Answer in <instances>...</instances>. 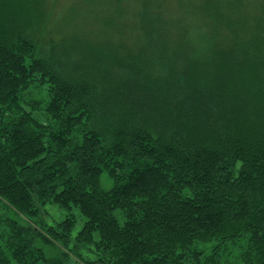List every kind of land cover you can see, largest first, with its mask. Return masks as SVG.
Masks as SVG:
<instances>
[{"label": "trees", "instance_id": "1", "mask_svg": "<svg viewBox=\"0 0 264 264\" xmlns=\"http://www.w3.org/2000/svg\"><path fill=\"white\" fill-rule=\"evenodd\" d=\"M137 1L160 56L96 40L105 0L47 48L46 1L0 0V264H264V0L194 1L195 43Z\"/></svg>", "mask_w": 264, "mask_h": 264}, {"label": "rangeland", "instance_id": "2", "mask_svg": "<svg viewBox=\"0 0 264 264\" xmlns=\"http://www.w3.org/2000/svg\"><path fill=\"white\" fill-rule=\"evenodd\" d=\"M47 4L48 10H53V14L49 15V22L47 24V33L40 37L39 41L42 42L44 48H47L48 42L50 38H54L59 40L64 36V39H69L70 34L73 32L81 33V27L85 30V35L88 34L90 40L95 39V33L100 30L101 23H95L92 21L94 18V12L92 5L89 0H45ZM164 6V16H169L172 18H177L178 23L171 24V37L179 35L180 33L189 35L190 41L193 43L198 41H203L202 27L203 21L199 20V18L195 17L194 14L191 13L192 5L194 1L198 0H161ZM108 4H105L110 8V11L122 12L120 25L115 27H108V35L106 38L98 37L96 40H110L111 42H120L123 47L130 49L135 48V43L137 35H141L143 32L146 34L142 49L146 56H150L155 53L154 56H160L162 54L161 50L164 49L162 39L159 33H154L153 36L147 34V29L143 30V28H139L135 26V24H140L144 27L146 26L145 16L140 8V2L137 0H105ZM248 2V1H246ZM75 6L78 12L74 16H69L71 12V7ZM258 10V7L256 8ZM256 9L251 6H246V14L254 15L256 13ZM69 16V17H68ZM126 19L128 23L133 24V26H129L128 23L125 24L123 20ZM129 20V21H128ZM114 22V21H113ZM254 23V21H252ZM114 22L113 25H115ZM95 30L94 32H92ZM78 31V32H77ZM88 32H92L91 34ZM78 33V34H80ZM153 34V33H151ZM82 35V34H80ZM84 35V34H83ZM151 36V37H150ZM171 38V39H172ZM47 42V43H46ZM169 42V41H168ZM171 44V43H170ZM171 48V45H168ZM158 48V49H157ZM203 48V47H202ZM202 48H194L193 52L196 56L205 57L206 52ZM49 214L51 216L58 217L60 215L59 211L54 206H48ZM79 226H77L78 228ZM235 253H231V256L226 257L224 259L223 264H240L235 259Z\"/></svg>", "mask_w": 264, "mask_h": 264}]
</instances>
